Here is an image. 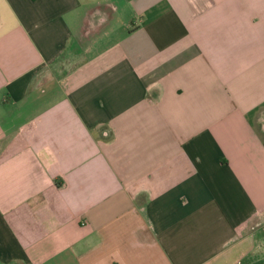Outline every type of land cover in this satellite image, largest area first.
I'll return each instance as SVG.
<instances>
[{
    "label": "crops",
    "instance_id": "obj_1",
    "mask_svg": "<svg viewBox=\"0 0 264 264\" xmlns=\"http://www.w3.org/2000/svg\"><path fill=\"white\" fill-rule=\"evenodd\" d=\"M0 264H264V0H0Z\"/></svg>",
    "mask_w": 264,
    "mask_h": 264
}]
</instances>
